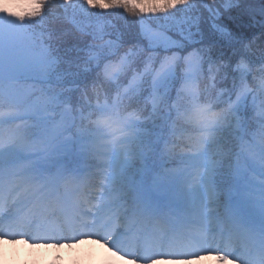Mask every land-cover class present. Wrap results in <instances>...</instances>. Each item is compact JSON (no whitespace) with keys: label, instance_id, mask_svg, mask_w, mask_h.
Wrapping results in <instances>:
<instances>
[{"label":"snow or ice","instance_id":"1","mask_svg":"<svg viewBox=\"0 0 264 264\" xmlns=\"http://www.w3.org/2000/svg\"><path fill=\"white\" fill-rule=\"evenodd\" d=\"M232 0H226L225 8L231 7ZM190 0H174L172 6L159 11L142 12L133 10L126 11L119 2L110 7L101 9L92 3V0H83V4L89 9L109 10L122 9L129 16L142 18L145 16H157L168 14L178 6L188 5ZM44 4L39 13L29 15H15L7 12H0V76L4 70L15 69L18 72H28L39 76L44 81L55 79L57 84H73L82 75L80 64L89 63L88 60L74 54L73 48L64 49L62 55L58 49L51 51L44 50L39 56L30 57L22 60L18 56V51L26 36L25 25L32 22L35 18L41 17ZM251 11V10H250ZM264 15V8L260 9ZM195 28V30H192ZM213 34L220 37L232 34L219 21L212 25ZM150 46L159 47L160 53L150 55L147 58L142 75L151 76V87L153 91L167 95L174 87L175 81L179 78L177 69L181 59L179 53L173 52L168 55L170 47H192L193 52L184 57V62L189 66L183 73L187 80L196 71L199 64L212 62V52L216 41L205 34L193 21L189 25L187 35L183 42H171L170 38L163 33L147 36ZM200 45L197 49L195 46ZM114 53H107L104 59L110 58ZM159 60V67L155 68L156 61ZM135 69L134 62L124 63L123 61L115 64H106L105 72L112 76L126 75L128 71ZM244 104L241 96H237V102L230 105L224 113H212L204 122L202 131L201 150L195 154L198 167L202 171L195 175L166 173L160 176L158 181L154 180L151 185L141 182L131 183L130 170L135 167L136 161L141 165L151 153L153 156L162 154L161 142L163 140V128L159 132L150 131L142 127L138 119H133L126 125L128 131L120 140L114 141L110 146V167L111 171L106 177L111 187L120 192L123 188H128L132 194L135 205L134 216H146L154 213L158 206L159 199L163 196L172 195L181 201L187 211L193 215L206 216L201 210L204 204L201 197L204 192L215 196V185L217 183L218 167L211 159L210 149L216 144L217 133L223 128L230 115L241 108ZM40 109H34L32 117L39 125L41 121ZM4 113H0L3 116ZM59 133L49 135L44 142L46 157L44 166L49 168L63 169L65 164L63 158L72 152V145H79V152L84 153L96 147V136L87 128L78 132L77 135L59 138ZM28 145L25 143V135L21 133L15 141L5 143L0 141V237L6 239H25L26 242L52 243L58 246L62 243H72L77 237H88L99 239V242L107 245L116 244L123 240H138L141 246L154 248L155 251L146 253L144 259L147 264L151 261L163 259L183 258L184 264H188V259L196 255L197 251L204 250L206 254H211L207 249L202 248L203 241L195 238L186 239L182 234H173L171 237L160 236L154 238L145 233L143 236L130 237L127 234L121 237L117 231L119 215L111 210L98 211L95 214L75 212L66 213L62 216L50 218L47 214H40L34 207H29V197L26 190L18 194L15 198H10V193L14 190L12 181L9 179L14 176L24 175L25 172L33 170H23L16 168V161L20 158L23 150ZM27 178H31L29 175ZM16 185L15 187H18ZM243 177L237 170L233 186L224 191V203L220 205L223 214L217 217V222L221 224V234L225 228L229 233L241 237L246 241L245 252L259 249L264 253V193L257 202H249L242 195ZM127 231V230H126ZM112 248V247H111ZM118 251V249L113 248ZM163 249V250H162ZM119 252V251H118ZM121 253V252H120ZM124 255L123 253H121ZM132 260V264H140L134 257L127 256ZM215 259L228 261L230 258L223 254H215Z\"/></svg>","mask_w":264,"mask_h":264},{"label":"trees","instance_id":"2","mask_svg":"<svg viewBox=\"0 0 264 264\" xmlns=\"http://www.w3.org/2000/svg\"><path fill=\"white\" fill-rule=\"evenodd\" d=\"M66 1L45 0L41 17L25 25L26 36L18 56L24 60L39 56L44 50L53 49H58L62 55L64 49L73 48L74 54L89 61L80 64L81 77L73 84H57L55 79L44 81L28 72L16 71L13 77L0 76V113H4L0 116V139L7 136L17 138L24 133L28 147L23 151L42 148L49 136L47 131L62 115L66 117L69 127L76 131L77 126L91 128L94 125L93 121L88 119L86 122L80 112L84 113L89 107H94L96 99L104 101L106 104L103 106H112L115 83L104 75L105 64L123 55L130 57L135 63V69L128 71L124 79L120 78L125 83L132 79L134 73L144 70L150 55L160 53L162 58V50L150 46L144 23L148 24L147 28L162 31L171 42H183L189 25L195 21L206 37L216 41L212 62H203L199 64L198 69L200 91L212 100L215 109L220 113L226 111L223 101L226 94L236 97L249 89L260 90L264 84V15L260 13V9L264 8V0H232L231 7L228 8H225L226 0H190L188 5L178 6L168 14L142 18L129 16L122 9H97V13L87 5L86 12L94 17L83 13L75 17L65 9ZM83 17L90 21L84 22ZM179 18L181 21L176 22ZM101 19L110 24L112 31L98 39L91 29L96 30L98 26L103 28L105 24ZM76 21L82 23L81 28L75 24ZM217 21L227 27L231 37L213 34L212 25ZM91 44H102L101 52L96 53V58L93 59L88 58L89 54L85 52V47ZM195 47L199 49L201 46ZM173 52L179 53L181 57L177 69L178 76L181 77L179 68L184 64L183 58L193 52V48L170 47L168 55ZM107 53L114 55L104 59L103 56ZM158 65L159 60L156 61L155 68ZM149 76L150 74L145 75L139 83L134 98L128 101L127 98L123 99L124 111H138L139 104H143L148 115L146 123L157 122L164 130L169 129L168 125L172 120L178 126H183L182 117L174 116L171 100L169 101V97L178 94L175 86L167 95L161 92L155 105L144 99L149 90ZM120 104L121 102L119 106ZM37 108L40 109L41 117L39 125L32 117L33 110ZM240 117L245 123L246 133L260 124L261 115L254 104L246 105L245 109L240 110ZM225 123L228 125L222 131L231 128L229 122ZM44 134L46 135L41 137ZM221 136L220 133L218 138L221 139ZM224 138L221 145L216 146L213 151L215 158H219L217 165H224V158L220 157L222 155L226 157V165L232 162L233 149L239 142L233 134ZM184 139L188 140L186 137ZM228 183L229 181L224 182L223 187ZM220 198L222 199L223 195ZM221 202L223 201L218 199V203Z\"/></svg>","mask_w":264,"mask_h":264},{"label":"rangeland","instance_id":"3","mask_svg":"<svg viewBox=\"0 0 264 264\" xmlns=\"http://www.w3.org/2000/svg\"><path fill=\"white\" fill-rule=\"evenodd\" d=\"M64 7L66 10L69 11L72 15L76 17V15L88 14L91 17L92 14L87 13V7L85 4H83L82 0H67L64 2ZM92 11H96L97 9H93ZM98 13V12H97ZM60 15V14H59ZM97 16V15H95ZM84 18V17H83ZM97 18V17H95ZM84 22L90 21V19L84 18ZM105 26L103 28H100L98 26V29L92 30L96 34V38L99 39L104 36V34L111 32L110 24H106L107 22L104 19H101ZM181 21L177 20L176 22ZM77 26L81 28L82 23L75 22ZM148 24L144 23L143 27L146 31H148V35L152 34H160L163 33L162 31L150 29L147 28ZM164 34V33H163ZM165 35V34H164ZM166 36V35H165ZM102 44H91L85 47V52L88 55V58H96L94 57L96 53L101 52ZM127 59V56L125 57ZM124 59V60H125ZM189 66L185 63L183 70L186 71ZM16 70L13 69H5L3 72V75L7 76H13V73H15ZM155 74V73H154ZM153 74V75H154ZM197 79H198V73H194L190 78L187 80L184 78V76L178 80L177 83V90L179 91V96L181 97V91H183V95L187 98V102L191 103L192 105L188 108V115H192L193 119H196L198 121L199 128L201 131H203L204 128V122L207 117H210L212 108L210 106L209 102H205L203 104H198L197 97H198V87H197ZM247 93H240L238 94L241 96V98L244 101V104L240 110L245 109L246 105L254 104L256 107L257 112L261 115V118L259 119L260 124L264 125V85L261 86V89L259 91H251ZM158 95V92H155L152 90L151 97L152 99H156ZM237 95V96H238ZM223 101L227 105L228 109L230 105H234L237 102V97L232 98V100H229V96L225 95L223 98ZM179 112H182L181 109H179ZM236 111L232 115H230L229 118H231L232 122L230 123L231 128H226L224 131L221 132L222 136L221 139H218L219 132L217 133V139H216V146L221 145V141L224 138V136L228 134H233L234 129H241V125L237 122V124L234 122L233 118H237ZM65 117H60L54 124L53 129H49L47 131L48 135H52L55 133H59V138L64 139L65 137H68L69 135L74 136V133L72 131H67L66 134H61L62 130H65L67 128L66 122H64ZM154 126H147L146 129L151 130ZM227 127V126H226ZM225 128V127H223ZM222 128V129H223ZM103 132V137H96V144L97 150H99L102 154V162H101V170L99 171V175L96 178L97 183H101L102 192L98 195V198L102 194H104L103 189L107 190V183L108 180L106 177L111 171L110 167V146L114 141L120 140L124 135H126L127 132L124 131V129L118 128V127H109ZM232 132V133H231ZM197 143L199 146L193 148V149H186L185 152L179 148L178 151L181 149V153H174V155H171L170 159H167L166 157H162V163L164 164L165 173H175V174H183L188 175L192 174L195 175L197 172L202 171L201 168H199L198 161L195 158V154L201 150V144H202V132L197 133ZM46 134L41 135V137H44ZM196 138V136H195ZM39 139V138H37ZM101 140V141H100ZM103 141V142H102ZM40 142V140H39ZM174 146L171 141V148ZM242 152L247 156L248 161H242L240 160L237 162L236 169H239L240 175L243 177V186H242V195L246 197V199L251 202H257L262 193H264V129L258 130L256 133L252 135L250 139H246L242 145ZM210 154L212 156V152L210 151ZM224 158L223 164L220 166V174H224L225 169L228 165H226V157L220 156ZM213 162L214 159L212 158ZM85 165L84 163H81V166ZM136 167V165H135ZM39 169V164L36 162L30 163L27 167L24 168V170H33L31 172H25V176H33V172L37 171ZM236 170V171H237ZM237 174V173H236ZM161 176V175H160ZM130 178L133 179V172H130ZM135 183H138V179H134ZM35 187H33V190ZM165 198L166 202L169 203H175L177 206H185L181 201H179L176 197L172 195L163 196ZM209 199V193L204 192L201 197V202L204 204V207L202 208L201 212L206 213L208 216L211 209V201ZM175 210H179L178 208H173ZM191 214V212H190ZM192 215V214H191ZM199 215H192L193 220H199ZM199 226H209L210 221L206 222H197ZM217 226V224H215ZM205 230H200L198 235H196L197 239H200L204 243V234ZM14 241V242H13ZM3 248H0V264H49V261L56 255L60 254L62 257V260L60 264H71V261L73 258H76L78 260V264H96L97 261L101 260L106 254L107 250L103 247V244L99 243V240L93 239L92 242L88 244H80L75 245L72 248L67 247V243L60 244V247H53L52 243H31L27 242L25 243L24 239H6L5 242H3ZM204 249H207L211 254H206L205 251H197L196 255L192 256L188 259V264H214V262L217 260L215 259V254H223L228 256L230 259L227 261V264H264V258L261 257L260 250L254 254L252 251L245 252L244 256L239 255H233V254H224L220 252L219 250L210 249L212 248L209 244H203ZM215 250V251H214ZM240 251V250H239ZM243 251V250H241ZM213 252V253H212ZM232 252L231 250L229 251ZM259 255V256H258ZM136 258V257H134ZM140 261V264H147V261L143 258H136ZM121 264H132L131 259H125L121 261ZM158 264H184L183 258L178 259H163L159 260Z\"/></svg>","mask_w":264,"mask_h":264},{"label":"clouds","instance_id":"4","mask_svg":"<svg viewBox=\"0 0 264 264\" xmlns=\"http://www.w3.org/2000/svg\"><path fill=\"white\" fill-rule=\"evenodd\" d=\"M45 0H0V12L12 13L15 15L29 14L35 15L40 12L41 6ZM119 2L124 6L126 11L139 10L142 12L147 11H159L164 10L167 7L172 6L174 0H92V3L101 9L110 7L112 4ZM6 238L0 237V248H3V242ZM14 242V241H13ZM92 242V238L80 237L78 240L72 243H68L67 247L72 248L75 245L88 244ZM25 243H27L25 241ZM103 247L107 250V254L96 264H121V261L128 259L127 256L122 255L120 252L109 247L106 243H102ZM63 244V243H62ZM53 247H60L53 246ZM62 257L60 254H56L50 261L49 264H60ZM71 264H78V260L73 258ZM150 264H158V261H151ZM214 264H227L225 260H216ZM235 264V262H233Z\"/></svg>","mask_w":264,"mask_h":264}]
</instances>
